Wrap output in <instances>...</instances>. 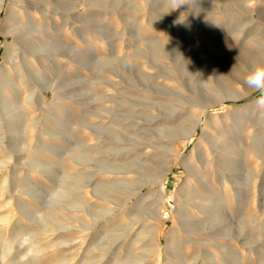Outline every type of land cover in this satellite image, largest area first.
Instances as JSON below:
<instances>
[{
    "label": "rangeland",
    "instance_id": "1",
    "mask_svg": "<svg viewBox=\"0 0 264 264\" xmlns=\"http://www.w3.org/2000/svg\"><path fill=\"white\" fill-rule=\"evenodd\" d=\"M184 2L0 0V264H264V0Z\"/></svg>",
    "mask_w": 264,
    "mask_h": 264
},
{
    "label": "clouds",
    "instance_id": "2",
    "mask_svg": "<svg viewBox=\"0 0 264 264\" xmlns=\"http://www.w3.org/2000/svg\"><path fill=\"white\" fill-rule=\"evenodd\" d=\"M173 7L171 10H175L182 5H185L186 3L184 0H172ZM244 83L245 85L253 90H258L264 93V63L256 64L254 65L248 73L244 77ZM258 106L261 109H264V95H262L259 98ZM30 237L28 235H25L22 237L20 246L21 247H27L29 244ZM35 255V251L33 248H27L26 254L22 257V259H27L30 256Z\"/></svg>",
    "mask_w": 264,
    "mask_h": 264
}]
</instances>
